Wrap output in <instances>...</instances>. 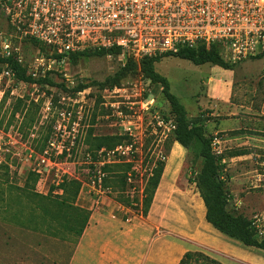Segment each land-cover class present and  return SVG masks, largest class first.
I'll return each instance as SVG.
<instances>
[{
  "label": "rangeland",
  "instance_id": "rangeland-1",
  "mask_svg": "<svg viewBox=\"0 0 264 264\" xmlns=\"http://www.w3.org/2000/svg\"><path fill=\"white\" fill-rule=\"evenodd\" d=\"M19 11L18 8L15 15L8 16L0 2V36L10 39L15 51L19 50L28 73L38 79L45 74L48 65L38 62L37 58L44 55L31 40L21 31L12 29V22L19 24L22 18ZM165 55L156 63V70L168 78L171 91L185 106L189 119L204 123L206 134L213 138L214 151L222 157L221 174L232 194L229 208L252 218L259 229L264 228V56L237 63L231 72L222 75L211 63L196 65L190 60ZM125 62L119 55L109 54L82 58L76 64L70 61L52 64L53 69L46 71V75L55 86L18 82L7 74L6 66L0 65V203L2 199L15 203L13 211L23 206L21 215L29 220L34 204L20 189L29 186L37 193L60 197L63 190L59 186L64 179L81 182L80 202L92 207V211L107 197L117 202V193L105 186L110 172L106 171L104 180L106 191L100 194L89 186L90 175L86 171L91 160L108 159L109 152L111 162L106 166L119 164L117 170H121V165H131L128 189L131 199L141 200L147 176L156 163L162 161L166 176L158 198L167 187L168 174L170 188L162 202L154 206L152 214L170 218L173 229H184V240L192 250L204 251L225 264H264L263 254L225 237L205 217L201 220L204 202L190 179L201 171L204 159L198 148L186 149L175 142L173 132L163 135L156 129L157 116L174 118L162 86L139 71L122 80L119 87H126L128 91L102 89L97 84L115 74ZM80 83L89 86L81 93H73L72 89ZM61 84L67 89L60 87ZM134 85L139 88L143 85L142 97L129 99ZM151 98L155 101L149 109L142 108L139 101ZM129 101H137L133 109ZM125 115H131L132 125ZM128 127H137L141 135L131 153V162L118 152L112 153L119 144L95 150L99 136H120L119 141L123 136L120 144L129 143ZM52 138H58L66 149L63 154L52 153L57 163L53 168L41 163L43 174H40L35 169ZM163 156L166 159L163 160ZM30 172L36 173L37 179L34 176L28 180ZM115 213L141 214L119 202ZM1 219L0 214V249L12 243L18 249V260L20 257L26 264H55V256L69 255L77 239L75 232L51 235L42 230L34 232L30 224L23 226L12 219L9 221L14 225H4ZM33 220L40 219L34 217ZM9 237L13 240H8ZM22 237L26 247L20 242Z\"/></svg>",
  "mask_w": 264,
  "mask_h": 264
},
{
  "label": "built area",
  "instance_id": "built-area-1",
  "mask_svg": "<svg viewBox=\"0 0 264 264\" xmlns=\"http://www.w3.org/2000/svg\"><path fill=\"white\" fill-rule=\"evenodd\" d=\"M8 16L22 15L19 24L12 22V29L25 37H33L50 47L58 57H40L38 62L66 64L71 54L87 49L119 47V57L140 61L177 53L181 48L211 47L216 45L227 61L237 64L264 56V0H0ZM12 47L10 39L0 36V56H14L20 63L23 58ZM7 74L14 77L12 70ZM36 76V73H33ZM15 78V77H14ZM23 82V81H18ZM143 85H134V98L142 97ZM128 91L114 87L113 91ZM82 92V91H81ZM78 92V93H81ZM155 99L140 100L142 108L149 109ZM132 106L137 101H129ZM123 115V111L119 110ZM132 125L131 115H125ZM141 117L142 115H138ZM156 129L163 135L174 132V118L156 117ZM137 127H128L131 141L119 144L112 151L132 161L134 145L141 140ZM66 147L58 138H52L49 149L40 157L35 169L43 174L41 163L53 168L57 165L52 153L63 154ZM214 149V148H213ZM102 152V151H101ZM217 153V151H214ZM108 159L91 160L86 169L90 175L89 186L98 193L106 191L104 180ZM163 160L165 156L161 157ZM91 159V158H90ZM126 161V162H127ZM129 180V178H128ZM256 224V222L254 221ZM259 229V225L256 224ZM264 235V228L259 229Z\"/></svg>",
  "mask_w": 264,
  "mask_h": 264
},
{
  "label": "trees",
  "instance_id": "trees-1",
  "mask_svg": "<svg viewBox=\"0 0 264 264\" xmlns=\"http://www.w3.org/2000/svg\"><path fill=\"white\" fill-rule=\"evenodd\" d=\"M31 43L39 49L43 55L47 57H58L53 50L38 41L33 37H28ZM119 47L109 49H87L81 52L71 54L69 61L78 63L82 58L92 56L103 57L109 54L119 55ZM174 55L176 57L190 60L196 65L211 63L214 66H220L224 69L232 70L234 63L224 59L221 50L218 46L213 45L209 48H181L177 53H167L165 56ZM162 56L145 57L139 62L131 57L126 59L125 64L113 75H108L104 81L97 83L102 89H112L122 84V80L132 73L140 72L155 84L162 86V93L168 100L171 106V111L174 114L176 129L173 132V140L178 142L184 148L189 149L192 146L199 149V155L204 159V164L201 171L194 179H190L195 183L206 207V220L213 225L212 227L226 236L240 242L245 247L255 249L260 254L264 255V235L260 231L254 220L244 214L231 211L229 201L232 194L228 188L226 179L221 174L222 157L214 152L212 141L213 138L206 134L204 123L193 122L189 119L185 106L180 102L179 98L171 91L170 81L156 70V63L161 60ZM0 65L6 66L12 70L17 81L27 83H39L41 85L55 86L56 83L49 75L42 76L38 79L28 73L27 68L17 59L12 57L0 56ZM89 85L78 84L72 89L73 93H78L85 90ZM60 87L67 89L64 84ZM125 137L122 136V141ZM120 136L106 135L99 136L96 139L95 150L103 147L112 148L120 144L122 141ZM94 151V149H91ZM241 154V153H240ZM105 167L106 171L110 172L109 177L105 180L106 187H112L117 193L115 199L117 202L131 207L142 215L146 216L149 213L155 193L160 184L164 170V163L158 161L152 169L151 174L147 176L146 184L142 190V199L133 198L129 192L128 171L131 165H121L123 168H117L119 164L112 168ZM115 171V172H114ZM113 172V173H112ZM195 174V173H194ZM37 174L30 172L28 180L33 179ZM81 182L77 179H64L59 189L63 190L60 197L52 195H43L37 193L34 188L25 186L21 192L34 204L31 219L24 220L21 213L23 206L19 211H13L12 203L7 199H2L0 203V214L2 220L11 219L19 224H30L31 228L36 231H46L51 235L58 233L75 232L77 237L81 236L85 226L88 223L91 211L75 205L79 195ZM20 199V198H19ZM141 201V203H140ZM22 204V200L18 201ZM12 209V210H11ZM13 211V214L12 212ZM38 213V214H37ZM40 219L34 221L33 218ZM28 225V226H30ZM179 264H225L218 258L201 250H188L181 258Z\"/></svg>",
  "mask_w": 264,
  "mask_h": 264
},
{
  "label": "crops",
  "instance_id": "crops-1",
  "mask_svg": "<svg viewBox=\"0 0 264 264\" xmlns=\"http://www.w3.org/2000/svg\"><path fill=\"white\" fill-rule=\"evenodd\" d=\"M214 68L222 75L231 72L219 66ZM165 176L166 172L161 177L153 203L146 216L135 213L116 214L117 202L109 197L102 202L100 207L92 211V207L88 208L81 204V197L78 196L75 205L91 211L88 223L81 236H78L72 243L69 255H56L55 264H179L185 252L192 250L184 240L185 230L173 229L171 219L165 215L152 214L154 206L162 202L166 191L170 188V175L168 174L167 187L158 198V191ZM203 208L202 221L204 217L206 219L205 204ZM2 223L14 225L8 220H2ZM223 235L226 237L225 234ZM227 238L230 237L227 236ZM8 240L12 241L13 237H9ZM20 242H24L23 247H26L23 237L20 238ZM4 247L0 249V264H26L20 257L18 260V249L12 243L5 244Z\"/></svg>",
  "mask_w": 264,
  "mask_h": 264
}]
</instances>
